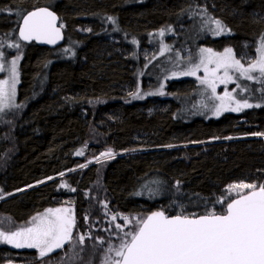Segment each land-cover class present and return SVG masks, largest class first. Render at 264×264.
Wrapping results in <instances>:
<instances>
[{
  "label": "trees",
  "instance_id": "obj_1",
  "mask_svg": "<svg viewBox=\"0 0 264 264\" xmlns=\"http://www.w3.org/2000/svg\"><path fill=\"white\" fill-rule=\"evenodd\" d=\"M40 7L56 12L66 28L56 49L25 45L17 37L22 16ZM214 20L229 31L216 35ZM262 35L264 0H0V62L7 67L20 56V107L0 113V196H9L0 202V215L23 227L66 196L63 183L78 189L81 200L98 171H71L108 150L125 153L104 165L98 184L117 212L223 214L236 196L218 205L224 188L264 183V140L254 135L264 133V105L209 119L211 110L202 107L206 102L192 81H167L164 95L146 94L161 89L165 46L167 54L181 55L230 47L245 63L256 58ZM16 43L20 48L8 47ZM247 53L254 58L246 59ZM137 91L143 99L133 98ZM252 93L261 99L262 84ZM79 210L95 242L99 217L86 206ZM1 245L13 253L12 263L48 260Z\"/></svg>",
  "mask_w": 264,
  "mask_h": 264
},
{
  "label": "snow or ice",
  "instance_id": "obj_2",
  "mask_svg": "<svg viewBox=\"0 0 264 264\" xmlns=\"http://www.w3.org/2000/svg\"><path fill=\"white\" fill-rule=\"evenodd\" d=\"M57 20L55 12L47 7L28 11L22 16L19 37L24 41L55 44L62 39L61 28L64 27L62 24L58 27ZM108 20L116 22L113 17H108ZM212 23L215 24L216 35L229 31L220 20ZM160 35H164L163 30ZM133 43L136 41L133 40ZM8 47L20 48V45L9 44ZM164 50L169 49L165 46ZM256 51L258 57L245 66L230 47L223 52L202 48L199 63L192 64L180 73L173 72L172 76H195L200 84L211 89L212 96L209 99L219 101L212 106L216 117L225 112L258 108L262 105L249 103L248 99H237L229 91H225L223 95L216 94L217 83L226 85L233 82L232 72L238 73V78L264 84V35L260 37ZM4 55L0 51V60ZM19 59L20 56H17L7 67L4 62H0V72H8L7 79H0V113L12 107H20L15 103ZM201 69L204 73L202 77L197 75ZM221 72L222 75L219 74ZM254 73L258 75H253ZM131 95L137 99L144 98L140 91ZM146 95H164L163 85L158 92H148ZM202 107L208 108L209 105L202 103ZM254 135L264 136V133ZM76 154L83 155V152ZM113 155L111 150L101 153L106 159ZM99 159L97 157V162ZM228 190L236 196L227 202L223 214L213 211L200 216H168L164 211H155L144 218L120 217L123 224L117 223L115 228L122 235L118 237L119 242L115 246L109 241L102 264H264V183L257 185L241 182L229 185ZM104 206L107 207L106 204ZM72 212L69 207L49 208L33 216L26 227L15 231L0 229V243L10 244L15 248L37 249L40 258L49 256L56 250H63L65 245L75 248L78 243L82 251L86 239L92 237L79 234L74 238L76 221ZM111 219L116 221L117 215H112ZM97 243L104 244V238H97Z\"/></svg>",
  "mask_w": 264,
  "mask_h": 264
},
{
  "label": "rangeland",
  "instance_id": "obj_3",
  "mask_svg": "<svg viewBox=\"0 0 264 264\" xmlns=\"http://www.w3.org/2000/svg\"><path fill=\"white\" fill-rule=\"evenodd\" d=\"M64 24L60 21V25ZM64 31H66L65 26L62 28ZM205 48L201 47L192 53L185 52L184 55H181L179 53L170 52L166 53L163 52V54H160L159 60L160 63L163 64V68H161L159 77H158V85L161 87L163 85V89L165 88V84L167 81L175 80V81H192L200 90L201 96L203 101L206 102V104L209 105V109L211 112L209 113V119H220L224 117L226 114H231L235 116H241L242 112L248 110V111H257L260 107H253L244 109L241 112H225L221 116L216 117L213 115L212 112V106L216 103H219V101H216L214 99H209L212 96L211 89L207 88L206 85L200 84L199 80L196 79L195 76H181L177 75L175 77L172 76L173 72L180 73L182 71H185L188 67H190L192 64L199 63L200 60V49ZM214 51V50H213ZM224 51V50H223ZM223 51H214V52H223ZM157 54L153 53L151 57H156ZM237 59L240 58V56L235 55ZM258 57V53L256 55V58ZM254 58V54L247 53L246 59H252ZM255 58V59H256ZM249 61L245 62V66H247V63ZM222 75V72L219 73ZM199 76H203V70L199 71L197 73ZM231 75L233 76V82L228 84H220L217 83V95H223L225 91H229L235 96L237 99L243 100L248 99L249 103L252 104H261L264 105V94L262 95L261 99H255L256 96L252 93V87H255V84L257 81H249L243 78H238L239 74L232 72ZM253 75H258L257 73H254ZM4 76L6 79L8 78V72L5 71ZM239 85L240 87H237ZM264 88V84H262ZM242 89H246L242 90ZM17 104V103H16ZM261 106V107H262ZM260 138L264 140V136L259 135ZM194 146V145H193ZM131 154H136L137 151H131ZM114 154V153H113ZM125 157L124 154H114L112 158L106 159L102 156L101 159H99V162L96 160H91L87 162V167H81L74 169L71 171L70 175H74L77 172H80L83 176L87 169L91 166H94L98 173L96 175L95 181L92 183V185L89 187V189L86 192H83L81 194V200L78 199V196L80 195L79 190L76 188H72L66 183H63L62 185H67L66 187H61L60 189L66 193V196L61 197L58 199L52 208H60V207H69L73 210L72 214L75 217L76 225L73 232V236L78 237L79 234L89 235L88 228H86L83 225L82 219L80 217V210L79 208L81 206H86L88 210L93 213L94 215H97L99 217V227H100V237L104 238L105 243L99 244L97 243V239L95 242H92L90 239H86L85 244L83 246V250L81 251V246L77 243V246L75 248H72L70 245H65V248L63 250H56L54 253L50 254L49 256H46L44 258L48 259L45 261L44 264H102L105 250L108 247L109 241L115 246L118 244V237L122 235V233L115 228V224L120 223L123 224V220L120 219L122 216H128V217H140L144 218L146 217L143 213H138L137 211L140 210L139 208L132 214V215H124V213L117 212L114 207L110 208V200L104 199L99 193H98V184L101 181V170L103 169L104 165L108 162H110L112 159H117ZM71 189H75V191H71ZM224 197L220 201H225L230 198V195L234 194V192L230 193L228 190V187L224 188ZM246 191V190H245ZM9 196H6L5 198L1 199L0 196V202ZM219 201L218 205H222ZM107 205L105 208L104 205ZM142 211V210H140ZM112 215H117V220L112 221L111 217ZM31 220V218L24 222L22 224L23 227L28 226V222ZM19 225L14 224L9 218L1 216L0 215V229L4 231H15L19 228ZM128 229H125L127 231ZM92 231V229H90ZM0 247L2 250L0 251V255L4 254L3 256H0V264H24L22 263H12L9 261V255L13 254L11 252H8L6 249L7 247L1 245ZM10 249V248H9ZM18 250V249H17ZM28 251L36 252V260L44 259L39 257V253L37 249H29L26 248ZM55 254H60L58 256H53ZM17 254H14L13 257H16ZM53 256V257H52ZM68 262V263H67ZM26 263V262H25Z\"/></svg>",
  "mask_w": 264,
  "mask_h": 264
},
{
  "label": "water",
  "instance_id": "obj_4",
  "mask_svg": "<svg viewBox=\"0 0 264 264\" xmlns=\"http://www.w3.org/2000/svg\"><path fill=\"white\" fill-rule=\"evenodd\" d=\"M50 10V9H49ZM52 11V10H51ZM54 12V11H53ZM55 14L57 15V13L55 12ZM58 17V15H57ZM22 24V19L20 20V23L18 25V28H17V37L19 39V41L25 45H36L38 47H41V48H45V49H56L58 48L59 46H62L63 43H64V40H65V35H64V30L61 28V35H62V39L58 40L57 43L55 44H47V43H41L39 41H36V40H32V41H24L22 39H20L19 37V28ZM57 26L59 27L60 26V20H59V17H58V20H57ZM150 215V214H149Z\"/></svg>",
  "mask_w": 264,
  "mask_h": 264
}]
</instances>
